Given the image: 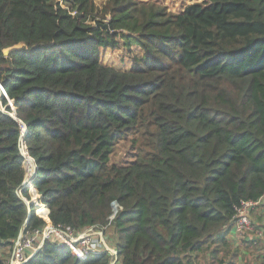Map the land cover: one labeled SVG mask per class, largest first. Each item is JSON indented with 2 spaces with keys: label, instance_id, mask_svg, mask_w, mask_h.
Masks as SVG:
<instances>
[{
  "label": "trees",
  "instance_id": "16d2710c",
  "mask_svg": "<svg viewBox=\"0 0 264 264\" xmlns=\"http://www.w3.org/2000/svg\"><path fill=\"white\" fill-rule=\"evenodd\" d=\"M121 47L126 70L104 61ZM1 86L0 264L49 223L115 237L117 264L218 260L264 197V0H0ZM125 140L134 160L111 163ZM112 261L47 239L24 264Z\"/></svg>",
  "mask_w": 264,
  "mask_h": 264
},
{
  "label": "built area",
  "instance_id": "2783aa9c",
  "mask_svg": "<svg viewBox=\"0 0 264 264\" xmlns=\"http://www.w3.org/2000/svg\"><path fill=\"white\" fill-rule=\"evenodd\" d=\"M259 203L242 202L241 206L237 208V217L233 226L237 238L239 237L238 234H243L247 230L251 221L250 215L242 211L247 207H255ZM44 215L46 216V214ZM103 233L99 228H88L82 232H75L70 227H55L49 223L48 227L43 230L36 229L24 232L20 242L15 243L9 263L24 264L37 250L41 249L47 239L57 241L59 246L69 247L72 254L81 259L107 252L114 261L117 258L115 254L116 248L110 246V240L108 241L107 237L103 236ZM259 235L262 236L263 233H259Z\"/></svg>",
  "mask_w": 264,
  "mask_h": 264
},
{
  "label": "rangeland",
  "instance_id": "374dc122",
  "mask_svg": "<svg viewBox=\"0 0 264 264\" xmlns=\"http://www.w3.org/2000/svg\"><path fill=\"white\" fill-rule=\"evenodd\" d=\"M96 1H97V3L101 4L103 0H96ZM143 1L155 2L157 4H160L164 7H166L168 9V11L179 12L186 5H188L190 3H195V2L203 3V2H206L207 0H143ZM128 58H129V54H128L127 48L121 47L116 51L107 50V52L105 53L104 61L110 65H113V66H116L119 68H124L126 70L127 69L126 67L128 66V64L126 62L128 61ZM10 103H11V101H10ZM10 107L13 108L14 103L10 104ZM26 149H27V147H26ZM133 156H134V153L131 150L130 141H128V140L121 141L118 144V146L116 147L115 152L111 157V163H116L119 165H126V164H129L131 161L134 160ZM25 169H26V167H25ZM31 201H34V200L32 199L29 202H31ZM259 202H260L259 204H263L264 197ZM36 203L40 204L39 199L35 202V207H36ZM262 209H264V206L258 207V205H257L255 207H247L242 211L244 213H248L251 217L250 218L251 221L249 224L250 226L247 228V230L243 234H238L239 235L238 239H240L242 243L248 244L249 242H248V240L246 241L245 236L254 234L257 232L258 229L264 227V223H263L262 227L260 226L261 220L264 218V214H261ZM36 214H37V216L44 219V216L42 214H39L37 207H36ZM262 233L264 234V232H262ZM109 244L112 247L113 246L112 244H114V240L111 239L109 241ZM244 248L246 249V245H244ZM247 248H249L248 245H247ZM9 261H10V258L8 259V262Z\"/></svg>",
  "mask_w": 264,
  "mask_h": 264
},
{
  "label": "crops",
  "instance_id": "0c3cea01",
  "mask_svg": "<svg viewBox=\"0 0 264 264\" xmlns=\"http://www.w3.org/2000/svg\"><path fill=\"white\" fill-rule=\"evenodd\" d=\"M26 177H28V170H26ZM30 188H34L38 193L35 187L32 186ZM30 193L33 199L32 190H30ZM38 205L39 204L36 203V207H38ZM41 206H45V205H41ZM260 206H264V202L263 204L258 205V207ZM46 208L48 209V207ZM48 213L49 210L44 212L46 216L42 214L44 216V219H46V222H49ZM261 214H264V209H262ZM263 223H264V218L261 220V225H260L261 227L263 226ZM263 228L264 227L258 229L257 232L254 234L245 236L246 241L248 240L249 242L248 244L242 243L241 240L238 239L237 236H235L234 230L232 228L230 232L231 255L222 253L223 255L220 254V256L218 257L220 258L222 256L220 259L213 261L210 259L209 256L203 258V256L199 255L197 257V262L195 264H231L232 261L234 262V264H264V234L262 236L259 235V233H262V231L264 232ZM111 237L112 238H110V240L111 239L114 240V244L112 245L116 248V238L113 236ZM244 245H246V249L244 248ZM247 245L249 246V248H247ZM222 259H223V263H220Z\"/></svg>",
  "mask_w": 264,
  "mask_h": 264
},
{
  "label": "water",
  "instance_id": "95a60500",
  "mask_svg": "<svg viewBox=\"0 0 264 264\" xmlns=\"http://www.w3.org/2000/svg\"><path fill=\"white\" fill-rule=\"evenodd\" d=\"M95 25L98 27V26H100V21L99 20H97L96 22H95ZM103 27L104 28H107L108 26L107 25H103ZM24 45H23V43H21V44H18V45H15V46H12V47H9V48H7V49H5L4 50V54H5V56H9V54L11 53V52H13V51H15V50H20V49H22V47H23ZM1 95H3V87L1 86L0 87V96ZM10 104H13V101H11V103ZM2 104H1V102H0V106H1ZM9 115L10 116H12V117H14L17 121H19L18 119H17V116H16V109L13 107L12 108V112L11 113H9ZM19 123L21 124V126H22V128H23V133H22V136H21V142H23V144L25 143V137H26V133H27V126L22 122V121H19ZM26 145L24 144V145H22L21 146V148H20V152H21V155L25 158V160H27V155L26 154H28V149H26V147H25ZM26 153V154H25ZM29 155V154H28ZM29 158H30V160H31V164H32V166H33V172H32V175L29 177H26V180H25V182H24V186L25 187H32V183H33V181L35 180V178H36V174H37V170H38V168H37V165H36V162L34 161V159L32 158V157H30L29 156ZM26 202H27V205H30V204H35V201H31V202H29V201H27L26 200ZM47 210H49V209H47ZM31 213L29 212V216H28V218H27V222H28V220L30 219V215ZM24 230L20 233V235H19V238H18V240H17V242H20V240H21V238H22V236H23V234H24ZM103 236H104V233H103ZM45 242V241H44ZM40 250V249H39ZM39 250H37L35 253H34V255L39 251ZM115 254L117 255V258L111 263V264H117V262H118V251L116 250L115 251ZM33 255V256H34ZM32 256V257H33ZM31 257V258H32ZM31 258H29L27 261H29ZM26 261V262H27ZM25 262V263H26Z\"/></svg>",
  "mask_w": 264,
  "mask_h": 264
},
{
  "label": "bare ground",
  "instance_id": "6f19581e",
  "mask_svg": "<svg viewBox=\"0 0 264 264\" xmlns=\"http://www.w3.org/2000/svg\"><path fill=\"white\" fill-rule=\"evenodd\" d=\"M28 157V159L30 160V158H29V156H27ZM31 161V160H30ZM32 165V164H31ZM31 172H33V166H32V170H31Z\"/></svg>",
  "mask_w": 264,
  "mask_h": 264
},
{
  "label": "clouds",
  "instance_id": "9594fccd",
  "mask_svg": "<svg viewBox=\"0 0 264 264\" xmlns=\"http://www.w3.org/2000/svg\"><path fill=\"white\" fill-rule=\"evenodd\" d=\"M49 220V219H48Z\"/></svg>",
  "mask_w": 264,
  "mask_h": 264
}]
</instances>
